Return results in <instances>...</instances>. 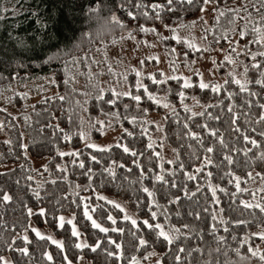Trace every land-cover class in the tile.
<instances>
[{"label": "trees", "instance_id": "1", "mask_svg": "<svg viewBox=\"0 0 264 264\" xmlns=\"http://www.w3.org/2000/svg\"><path fill=\"white\" fill-rule=\"evenodd\" d=\"M121 2L127 3V0H110L109 7L118 19L123 21V26L119 23L97 21L94 18L91 21L86 19L90 0H19V6L22 9L20 15L15 16L9 12L5 19L0 20V72L4 77L0 79V98L3 95L8 96L13 86L16 85L30 84L32 81L43 79L46 76L51 81L55 80V83L52 82L50 85L55 93L33 101L28 111L26 110L27 105H25L27 94L24 93L8 96L6 105L10 104L22 109L21 113L15 114L16 116L0 107V164L8 162L13 164V167L0 173V188L8 190L14 196V200L7 205L0 204V256H8V260L12 261L13 264H52L43 255V252L48 251L53 254L56 264H60L61 257L57 246L46 239L37 238L31 230L28 231L31 243L27 245L29 248L27 256L8 249L7 245L12 242L11 237L13 236L17 237L14 248L24 246L20 237L23 236L28 223L33 220L38 225L49 226L61 237L64 243L63 251L72 261L78 260L82 253L93 264H130L132 257L139 260L150 258L154 261L155 257L145 258L144 249L134 250L132 248L131 244L135 237L132 236L131 232L136 231V229L130 221L121 218L123 213L114 205L97 198V194L100 195L101 193L116 195L137 216H146L148 214L144 207L146 194L141 190L137 164H133V160H136L139 165L144 166L146 172H149V169L159 172L161 163L165 169H176L175 177L172 176L171 172H163L162 174L165 175L166 179H175L178 186L187 185L190 190L189 198L182 197L179 203L167 204L165 193L179 195V188H171L150 179L143 181L144 185L149 188L155 184L157 199L167 209L172 223L177 225L189 223L188 231H191L192 235L187 239L181 236V241L186 247L199 245L204 250L202 256L198 253L193 254L192 264H204L209 259L212 260V264H217V262L218 264H264L258 257H253L245 251L247 244L242 245L240 243L247 237L250 243L260 245L264 249V242H261L259 237L251 236L252 232L264 230V213L258 208H246L240 204L241 199L253 204L264 203V192L259 191L260 188L264 187V181L255 175L256 172L264 170V166H261L257 160L256 164L253 165V177L248 179L247 183L244 182V179L241 180V187H247L249 191L237 192L235 178L228 172L225 164H220L218 168L209 166L213 172L211 178L207 177L206 172H196L192 165L198 162L190 155L192 150L187 147L188 143L194 142L184 136L183 122L185 120H188L194 131L201 132L203 130L197 125L207 122L210 127L219 128L220 132L224 133L225 140L230 146L235 144L237 148L243 147L244 142L234 139V134L229 131V114L226 111L222 112V105L218 103L223 101L226 105L229 102L225 99L227 92L222 88L219 94H215L210 90L199 89L198 85L186 90L188 96L185 102L193 111L203 110L206 113L211 112L213 116L220 115V121L213 120L207 115L188 119L190 113L184 111L175 95L178 88L177 81L170 79V77H168L166 84L160 85L154 84L149 75L143 76L140 80L161 98L165 97V89L170 86L173 91L167 96V99L175 107L177 116H174L170 109L157 106L152 101L147 100L146 97L141 102V108L147 107L149 109L147 113L137 109L130 97H122L117 102V108L120 111L119 117L110 115L112 106L103 102L111 95V89H115L117 92L126 90L137 78V70L131 65L126 66L123 61L115 60L113 50L117 49L121 52L129 41H142L147 35L162 32L166 28L165 24L177 28L196 21L202 13L198 8L200 0H193L191 6L185 4L180 7L178 5L174 12L150 8L136 9L130 5L131 10L136 13L135 19L128 17L125 9L119 8ZM135 2L136 0H132L133 5ZM142 2L151 4L153 0H142ZM157 2L163 3L164 0H157ZM12 3L14 0H0V6L11 8ZM236 3L255 4L257 8H260L257 0H219L222 9ZM213 4L215 5V0ZM29 8L40 9L39 16L46 22V27H41L40 24L36 23V17L27 10ZM144 11H148L149 15H142ZM225 11L219 22L214 21L210 27L212 36L209 40L210 43L221 45L227 42L222 39L224 35L230 39L234 38L232 30L241 27L244 23L234 20L232 13L228 12L227 9ZM248 11L252 13V16L251 20L249 17L251 22L248 23L247 29L249 35L240 39L244 44L253 39L252 28L255 24L264 23L261 20V17L264 16V9L257 13L249 7ZM157 12L161 19L155 18ZM0 15L3 14L0 13ZM101 15L108 16V9H104ZM140 25L154 27L155 31L142 32ZM21 41L24 47H21ZM162 45L168 51H173V47L176 46L182 55L187 52V56H182L186 58V61H188L187 59L200 58L203 54L202 50H193L183 44L175 43L174 38H163ZM250 48L252 51L264 50L257 44H250ZM53 54H57L59 58L54 59L49 64L42 63L46 56ZM257 59L264 58L257 57ZM250 60L251 57L244 53L240 54L242 63H248ZM9 61H11L10 65ZM17 61L25 67H18ZM149 64L156 65L155 59L145 58L139 63L141 67ZM65 65H67V71H65ZM9 67L15 69L19 75L8 79ZM218 70L224 80H229L225 86L227 90L236 93L232 98L235 101L234 111L237 113L247 112L249 124L257 129V133L264 130V122L255 123L260 112L256 100L259 99L260 103H264V89L255 83L249 84L247 86L258 93V96L255 97L249 96L248 93L240 92L239 86L231 82L232 77L229 74L225 75L224 67L220 65ZM151 75L161 80L165 78L163 73L158 70ZM257 77H259V72L249 67V71L243 80H254ZM191 79L195 82L199 77L192 75ZM224 80L220 83L223 84ZM211 82L215 83L216 81ZM100 89L104 90L103 100L96 99ZM132 90L135 91V89ZM85 93L87 95H84ZM61 96L64 97L63 100L60 99ZM192 96L200 99L201 103L196 104L192 100ZM248 99L253 101L251 108L246 104ZM124 103H129L132 106L124 110L122 107ZM206 104H214L216 107L204 108L203 105ZM240 105H244V107L241 108ZM101 108L104 110L103 112L100 111ZM152 115L160 116L159 128L157 124L149 120ZM164 115L168 117L166 120L162 119ZM131 116L137 117L135 123L131 122L130 119H125V117ZM69 117H71V121H69ZM177 117L180 123H177ZM98 121H103V123ZM244 121L245 118L241 115L238 123L243 127H248ZM121 125L133 132L134 135L128 136L127 133H124ZM110 129H121L119 143L134 148L138 154L133 156L131 153L123 152L117 143L105 151L86 148L83 145V138L79 135L80 132L84 134L88 132L92 138L97 139L101 137L104 131ZM6 133H8L7 137H5ZM158 133H161V137L157 136ZM65 134H68L70 138L66 140ZM250 134L254 135L256 139H260L255 133ZM208 142L209 137L205 135V143ZM149 143L152 145L151 148L148 147ZM23 145H27V149ZM248 147L253 149V153L259 151L251 144ZM174 148L179 149V161L185 163V170L195 174L198 177L197 180H188L182 174L184 170L178 169L179 161L175 164L167 163L168 160H175L176 158V153L173 152ZM261 148L264 149V143L261 144ZM74 149H78L81 155L61 156L59 154L60 152L69 153ZM157 152L160 153V157H156L155 153ZM139 153H143V155H139ZM253 153H249V156ZM91 155H96L99 162L92 161ZM233 155L235 163L231 165V172L245 177L244 164L246 158L240 153ZM36 159H47V162L43 165H36L34 161ZM80 161L84 162L83 168L80 166ZM58 165L59 167H57ZM109 166L116 173L115 179H112L107 172H103V169ZM88 169H91V172ZM27 177H32V179L28 180ZM17 180L20 181L19 184L16 183ZM53 180L56 181L55 184L52 183ZM209 182L213 186L218 185L220 188L227 189V192H220L217 188L219 204L212 201L211 190L207 186ZM29 184L40 191L43 197L42 206L58 209L60 214L75 213L76 224L87 239V244H93L99 238L101 240L100 247L96 251H92L88 247L76 248L75 243L78 241L77 238L72 237L70 225L66 223L61 229L54 224L50 216L47 218V223L39 216L26 219L23 204L26 203L34 209L36 204L28 191ZM88 184L91 187L85 191L84 189ZM197 184L201 185L200 191L196 192L195 196H191V192L195 191L194 186ZM77 185L81 187L78 188ZM253 192H255V198L252 196ZM62 193H67V197L64 198ZM233 193L235 196L232 195ZM83 197L91 198L90 209L92 205L99 204L102 206L103 212L94 213V218L101 217L106 213L117 218L115 226L125 228L122 237L116 232L103 234L90 227V223L81 216V208H78L76 203H72V201L89 203L83 201L81 199ZM57 198L60 199V204H56ZM138 198L141 199L139 211L135 203ZM221 209L223 211H220ZM193 210L200 212L199 220L189 215ZM176 212H180L181 215L177 217ZM213 216L216 217L215 220L212 219ZM236 219L245 220L247 223L244 225L234 224L232 221ZM98 222L106 227H113L111 222L106 219H99ZM138 223L142 222L138 220ZM213 224L216 225L215 231L212 230ZM13 225L16 227L13 228ZM225 227L228 231H225ZM182 231L184 230L182 229ZM216 234L225 236L226 241L218 242ZM105 235H110L113 239H123L124 257L122 261L118 262L104 251L105 248L111 250L114 247L104 239ZM200 236H203L202 240L199 238ZM233 236H236L235 240L232 239ZM217 247L219 252L215 251ZM236 249L240 250L239 255L235 251ZM151 250L152 248L149 247L148 251ZM155 250L159 252L162 249L157 246ZM241 255L245 258L241 259ZM165 264H173L171 256L165 259Z\"/></svg>", "mask_w": 264, "mask_h": 264}, {"label": "snow or ice", "instance_id": "2", "mask_svg": "<svg viewBox=\"0 0 264 264\" xmlns=\"http://www.w3.org/2000/svg\"><path fill=\"white\" fill-rule=\"evenodd\" d=\"M110 0H90V6L87 9V16L86 19L91 21V19H95L97 21H103L105 23H119L121 26H123V21L119 20L118 17L114 12L111 11V8L109 7ZM214 0H200V4L198 5L200 12H205L209 5L213 4ZM257 3L260 4V8H257L255 4H247V3H241L239 5H236L234 7L228 8L227 11L232 13L234 20H239L244 22L241 27L234 28L233 35L236 37L235 39H230L227 35H224L222 39L227 41L228 47L232 49V51H236V48H239V51L236 52V55L239 56L241 53L246 54L247 56L251 57V60L248 63L244 64V74L247 75L249 71V67L252 69H255L259 72V77L252 79H245L241 80L239 78H236L235 73H229V75L232 77V83L239 86V91L248 93L249 96H258V93L252 91L247 85L255 83L257 85H260L262 89H264V59H257V57L264 58V50H257L252 51L250 48V44H257L260 48H264V23H257L252 28V36L253 39L246 42L242 47L240 46V39L245 38L249 35L248 32V23L251 21L246 20V17H251L252 13L248 11V8L251 7L255 12L259 13L261 9H264V0H257ZM185 4L191 6L193 4V0H164L163 3L157 2V0H153L151 4H144L142 0H136L135 4H132V0H127V3L121 2L119 4V8L125 9L127 12V16L130 18L135 19L136 13L131 10V7H134L136 9L141 8H150L154 10H167V11H176L177 6L183 7ZM131 5V7H129ZM108 9L109 15L103 16L101 13L104 9ZM21 7L19 6V0H14V3H12L11 8L7 6H0V13L3 15H0V20L5 19L7 14L11 12L12 15L18 16L21 13ZM29 12L33 14L34 17H36V23L40 24L41 27H46L47 24L39 16V8H29L27 9ZM212 11L217 13L216 16L213 17V19L217 22H219L220 17L224 16L225 11L222 9V7L219 4V0H215V6L212 8ZM241 13H244V15H241ZM144 16H148V11H144L142 13ZM156 19H161L159 13H156L155 16ZM199 19L203 20V17H199ZM261 20L264 21V16L261 17ZM194 23V22H193ZM207 23V21H205ZM232 23V21H230ZM165 27H169V25L165 24ZM140 30L142 32H148V31H155L154 27H146L143 25H140ZM173 32H175L174 29H172ZM205 32V36L202 37V39H207V33L209 29L205 28L203 30ZM88 35H91V33H88ZM166 39V38H165ZM175 39L177 41L182 40V37L179 35H175ZM218 43V41H217ZM21 47H24L23 42H20ZM235 46V47H233ZM188 47L193 50H198V46L194 43L189 42ZM205 51L209 49H204ZM173 51H175L173 49ZM184 56H187L188 53L184 52ZM59 56L57 54L48 55L46 58L42 61L44 64L51 63L54 59H58ZM158 59V58H157ZM225 60L229 63H235V60H233L231 55H226ZM142 62V61H141ZM192 63H195L193 60ZM11 64V61H9V65ZM213 64H215V61L213 60ZM18 67H25V65L19 64L17 61ZM187 66V64H186ZM65 71H67V65H65ZM19 73L16 72L15 69H12L9 67V76L8 79H11L13 76H18ZM151 76V79L154 84L160 85V84H166L168 77H165L164 79H157L156 76L148 74ZM194 76H198L199 79L195 82L192 81L191 77L189 76H172L170 79L177 81L178 88L176 90V97L179 100L180 106L184 109L185 112L190 113V117L188 119H191V117H203L207 115L208 117H211L213 120L220 121L221 116L215 115L211 112H205V111H193L191 107L185 102V99L188 96L187 89H191L194 85H198L199 89L201 90H210L212 93L219 94L221 92V89L223 88L227 95L225 99H227L229 102L225 105L223 101H219L218 103L222 105L221 111H226L229 114V131H231L234 134V139H239L240 141L244 142L243 147L237 148L235 144L229 145L228 142L225 140V136L223 132H220L219 128L216 127H210L207 122H202L197 125L198 128L202 129L201 131H194L192 127H190L188 120H185L183 122V127L185 129L184 136L188 137L191 141L194 143H188L187 147L188 149L192 150L190 152V155L193 157L195 161H197V164H193L192 166L195 167V170L197 173L199 172H206L207 177L211 178L213 176V172L210 170L209 166L213 167H219L220 164H225L227 167V170L231 175L235 178V189L237 192H248L249 189L247 187H241V180L244 179V182L247 183L248 179H251L253 177V165L256 164L257 160L260 162L261 166H264V149L261 148V144L264 143V130H261L257 133V129L255 127H252L249 124L248 121V113H237L234 111V105L235 101L232 99L234 95H236L235 92L227 90L225 87L229 80H224L223 84L219 82H205L203 78V73L195 70L193 71ZM141 76V73L139 71H136V79L133 83H131L128 86V89L123 90L121 92H117L115 89H111V95L107 100H103V89H100L97 93L96 99L97 100H103L104 103L107 105L112 106V110L110 112V115L114 117L120 116V111L117 108V102L121 100L122 97H130L131 101L134 103V106L137 109H141L143 113H147L149 109L147 107L141 108V102L147 98V100L152 101L157 106H162L164 108L170 109L172 114L174 116H177L175 107L172 105V102L167 99V96L172 93V88L169 86L165 89V97L161 98L158 97L156 93L151 91L149 89V86L144 84L139 77ZM3 74L0 72V79H3ZM127 78L125 77V80ZM53 83H55V80H52ZM67 82V81H66ZM132 89H135L133 91ZM142 90V93H141ZM84 95H87L85 93ZM61 100L64 99L63 96L60 97ZM192 100L196 104H200L201 101L196 96H192ZM79 103V102H77ZM246 104L249 108H251L253 101L251 99L246 100ZM256 104L258 108L260 109L259 114L256 117L255 123L260 124L264 122V103H260V100H256ZM132 105L129 103H124L122 105L124 110H127ZM204 108L208 107H216L214 104H206L203 105ZM239 107H244V105H240ZM6 110V109H5ZM101 112L104 110L101 108ZM108 115V114H106ZM241 115L245 118V124L248 125V127H243L241 124L238 123V121L241 118ZM168 117L167 115H164L162 119L166 120ZM125 119H130L131 122L135 123L137 120L136 116L131 117H125ZM69 121H71V117H69ZM99 123H103V121H98ZM118 122V121H117ZM152 123H157V127L159 128L160 125L156 121H152ZM177 123H180L179 118L177 117ZM58 127V125H57ZM123 132L127 133L128 136H133L134 133L130 132L127 128H123L121 125ZM63 132V129H61ZM250 133H255L260 137V139H256L254 135H251ZM79 135L83 138L84 133L80 132ZM205 135L209 137V142L205 143ZM64 138L67 140L70 137L68 134L64 135ZM117 146L121 147L123 149V152L125 153H131L133 156H136L138 153L134 148H129L125 144L119 143V141L116 142ZM251 144L259 151L253 153V149L248 147V145ZM195 145V148H194ZM219 146V147H218ZM25 149H27V145H23ZM86 148H92L97 149L99 151H105L111 149L112 145H101L99 143L90 142L85 144ZM148 147L151 148V143L148 144ZM173 152L176 153L175 160H168V164H175L177 161H179V149L174 148ZM200 153L199 155L197 153ZM235 153L242 154L243 157L246 158L244 167L246 169L245 177H241L239 175H236L235 173L231 172V165L235 163L234 155ZM249 153H253L251 156H249ZM61 156L63 155H81L80 151L78 149H74L72 152L59 153ZM139 155H143V153H139ZM156 157H160V153H155ZM91 160L99 162L98 157L96 155H91ZM217 160H219V163H217ZM80 166L83 168L84 162L80 161ZM115 163V162H113ZM133 164H137V167L139 169L138 177L140 181L141 190L143 193L146 194V199L144 202V207L147 210L146 216H138L137 218H133L132 216L127 214V210L118 202L115 200L108 199V197L102 196L97 194V198L99 200H105L108 204L114 205L116 209H119L123 215L122 219L125 221H130L131 225L136 229V231H132V236L135 237V240L132 242L131 246L134 250H140L144 249L146 253V257H156V259L153 261V264H165V259L171 256V260L173 264H192L193 261V254L198 253L201 256L204 254L203 248H201L199 245L195 247H186V245L181 241V236H183L185 239L189 238L192 235L191 231H188L190 228L189 223H180L179 225L172 223L171 218L168 215V211L166 208H164V205H162L159 200L157 199V193L155 191V184H153L152 188H149L148 186L144 185L143 181L145 179H150L154 182H160L163 185H168L171 188H179V195L176 194H170L165 193L166 196V203L167 204H174L179 203L183 198H189L190 197V190L187 188V185H177L175 179L169 180L165 178V175H163V172H171L172 176H176V169H165L163 163L159 165L160 171L157 172L154 169H149V172H151V175H149V172H146L144 169V166L139 165L136 160H133ZM123 167V165H121ZM59 167V165L57 166ZM178 169L184 170L182 174L187 177L188 180H197L198 177L195 174L189 173L187 170H185V163L183 161H179L178 163ZM89 172H91V169H88ZM130 171V170H129ZM103 172H107L112 179H115L116 173L113 171L112 167L109 166L107 168L103 169ZM256 176L260 177L262 181H264V170L260 172L255 173ZM127 178V177H125ZM28 180H31L32 177H27ZM90 179V178H87ZM232 183V181H229ZM17 184L20 183L19 180L16 181ZM53 184L56 183L55 180L52 181ZM208 188L211 190V196L212 201L216 204L220 203V200L217 196V188H219L220 192H227L226 188H220L218 185L213 186L210 182L208 183ZM76 187H81L80 185H77ZM91 187L90 184L85 187V191H87ZM195 191L191 192V196H195L196 192L200 191L201 185L197 184L194 186ZM28 191L31 193L33 199L36 201L35 209L33 207L28 206V204H23L24 212L26 213V219L32 216H39L45 223H47V218L50 216L54 222V224L63 229L65 224L67 223L70 225V233L72 237L79 238L82 236L81 231L78 229L77 224L75 223L76 216L75 213H73L70 217L66 218L63 214L59 213L58 209L55 208H49L47 206L43 205V197L41 196L40 191H37L35 188L32 187L31 184L28 185ZM260 192H264V187L259 189ZM45 195H48V193H45ZM235 196V193L232 194ZM62 196L64 198L67 197V193H62ZM253 198H255V192L252 193ZM170 197V198H169ZM83 201H88L89 203H77L76 201H72V203H76V206L78 208H81V216L90 223V227L95 230H99L100 233L108 234L109 232H116L118 234L122 235L125 232L124 227H116L117 218L111 215L110 213H106L101 217L94 218V213L96 212H103L102 206L99 204L92 205L91 209L89 207L91 198L90 197H83L81 198ZM14 200V196L12 193H10L8 190H5L3 188H0V204L7 205L9 202H12ZM137 210L139 211V205L141 203V199L138 198L136 201ZM56 204H60V199H56ZM240 204L244 205L246 208H258L262 213H264V203H250L249 201L240 200ZM161 210H163L161 212ZM204 211H207V209H204ZM220 211H223L221 209ZM181 215L180 212H176V216L179 217ZM189 215H192L195 217L196 220L200 219V212L193 210L189 213ZM215 216L212 217L213 220H215ZM99 219H106L107 221H110L113 227H106L104 224L98 222ZM138 220L142 223H138ZM234 224L237 225H244L247 223L245 220H233ZM16 225H13V228H15ZM216 225H212V230L215 231ZM182 229L184 231H182ZM31 230L35 234V236L41 240H48L51 241V244L56 245L61 257L60 264H73V261L68 258L67 254L63 251L64 250V243L60 239H55L52 235H46L45 233L41 232V230L35 226H33L31 223H28L27 227L24 229V234L21 238L23 245L22 247L14 248L15 240L17 239L16 236L11 237L12 242L8 243L7 247L10 250H15L20 252L22 255L27 256L29 254V248L28 244L31 243V240L29 239L28 231ZM131 231V230H130ZM225 231H228L227 227H225ZM201 232H203V229H201ZM141 233V234H137ZM146 233L147 235H145ZM252 237H259L261 242H264V230L256 231L251 233ZM201 240L203 239V236L199 237ZM104 239H106L109 243V245L114 246L111 250L108 248H105L104 251L107 253L108 256L113 257L118 262L123 260L124 257V241L123 239H113L110 235H105ZM216 239L218 242H225L226 237L223 235L216 234ZM232 239H236V236H233ZM242 245L247 244V247L245 251L247 253H250L253 257H258V259L261 262H264V249L260 247V245H253L249 242V239L246 237L245 240L240 242ZM101 240L97 238L95 240V243L93 244H87L86 242H76L75 247L78 249H82L84 247H88L92 251H96L97 248L100 247ZM161 247V251L157 252L155 249L156 247ZM151 247L152 250L148 251V248ZM219 252V248L217 247L216 250ZM237 254H240V250H235ZM43 255L47 258L48 261H51L52 264H56L55 258L51 252L45 251L43 252ZM209 256H211V253H209ZM245 257L241 255V259H244ZM0 264H13L12 261L6 259L4 256H0ZM130 264H141V261L136 258L132 257ZM204 264H212V260L209 259L204 262ZM218 264V262H217Z\"/></svg>", "mask_w": 264, "mask_h": 264}, {"label": "rangeland", "instance_id": "3", "mask_svg": "<svg viewBox=\"0 0 264 264\" xmlns=\"http://www.w3.org/2000/svg\"><path fill=\"white\" fill-rule=\"evenodd\" d=\"M241 3H236L230 6H226L223 10L225 11L228 8L234 7ZM214 4L208 6L205 12L201 13L200 17L204 19H197L194 23H190L186 26L182 27H166L162 32L156 34L147 35L142 41H129L127 42L123 49L118 51L117 49L113 50V57L115 60L123 61L124 64L131 65L134 67L135 70L141 73L142 79L143 76L148 74H153L155 71H161L165 77H172V76H189L192 77L193 71L198 70L203 73V78L205 82L209 81H216L222 82L224 79L221 76L218 68L221 65L225 68V75L227 76L229 73H235L236 78L243 80L244 74V63L240 61V55L237 56L236 52L239 51V48H236V51H232L228 47V43L225 42L221 45L210 43L211 36V25L215 21L213 19L217 13L212 11ZM226 12V11H225ZM244 15V13H241ZM246 20L249 21V17H246ZM251 20V17H250ZM207 21V23H205ZM205 28L209 29L207 33V39H202L205 36V32L203 31ZM175 30V32L172 31ZM175 35H179L182 37V40L177 41L175 39ZM163 38H174L175 43L183 44L185 47H188L189 42L194 43L198 46V50H202L203 54L200 58L194 59L195 63H192V59H187L182 57L183 55L178 51L179 48L174 46L173 49L175 51H168L165 50L164 46L162 45ZM236 37L234 36L235 39ZM244 42L240 41V46L242 47ZM235 47V46H233ZM204 49H209L205 51ZM243 54V53H241ZM226 55H231L235 63H229L225 60ZM148 58L149 60L155 59L156 65H148L145 67H141L139 65L140 61L143 59ZM158 58V59H157ZM192 60V61H191ZM213 60L215 64H213ZM222 63V64H221ZM187 64V66H186ZM125 66V65H124ZM243 73V74H242ZM52 83L49 77H44L37 81H32L30 84L26 85H16L13 86L11 93L8 96L14 94H27V99H25L26 110H29V106L32 104L33 101L38 100L46 95H53L55 90L50 86ZM7 95H3L0 98V107L3 108L8 113H13L14 115L17 113H21L22 109L17 108L14 105H10L6 103L8 102ZM16 116V115H15ZM150 121H156L161 124V119L159 115H152L149 119ZM157 124V123H155ZM121 134V129H110L106 130L102 133L101 137L95 139L90 136L87 132L84 134L83 137V145L95 142L101 145L107 144H115ZM7 137L8 133L5 134ZM158 137H161V133L157 134ZM4 137V138H5ZM9 138V136H8ZM71 151V150H70ZM36 165H43L47 162V159L42 160H34ZM13 167L12 163H2L0 164V173L4 172L5 170ZM100 195L108 197V199L115 200L116 202L120 203L126 210L127 214L132 216L134 219L137 218V214L131 210L126 203L116 195L101 193ZM66 218L70 217L72 213L63 214ZM33 226L39 228L41 232L45 233L46 235H52L55 239H61L53 229H51L47 225H38L35 221L31 220L30 222ZM76 223V221H75ZM79 229V227H78ZM80 230V229H79ZM81 231V230H80ZM82 233V232H81ZM78 242H87L85 236H81ZM8 259V256L5 257ZM153 258V257H152ZM156 258V257H155ZM141 264H151L153 261L149 258L146 260H140ZM73 264H93L90 259L84 256L82 253L78 260L73 261Z\"/></svg>", "mask_w": 264, "mask_h": 264}]
</instances>
